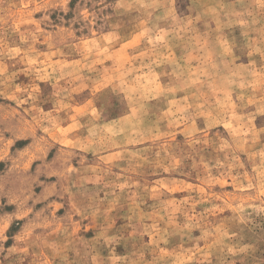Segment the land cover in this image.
<instances>
[{
	"label": "rangeland",
	"instance_id": "1",
	"mask_svg": "<svg viewBox=\"0 0 264 264\" xmlns=\"http://www.w3.org/2000/svg\"><path fill=\"white\" fill-rule=\"evenodd\" d=\"M0 264H264V0H0Z\"/></svg>",
	"mask_w": 264,
	"mask_h": 264
}]
</instances>
